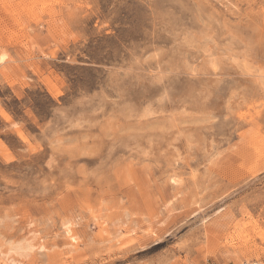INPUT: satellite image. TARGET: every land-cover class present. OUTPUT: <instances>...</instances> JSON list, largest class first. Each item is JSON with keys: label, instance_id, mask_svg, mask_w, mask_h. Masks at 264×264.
Returning <instances> with one entry per match:
<instances>
[{"label": "rangeland", "instance_id": "374dc122", "mask_svg": "<svg viewBox=\"0 0 264 264\" xmlns=\"http://www.w3.org/2000/svg\"><path fill=\"white\" fill-rule=\"evenodd\" d=\"M254 261L264 0H0V264Z\"/></svg>", "mask_w": 264, "mask_h": 264}, {"label": "bare ground", "instance_id": "6f19581e", "mask_svg": "<svg viewBox=\"0 0 264 264\" xmlns=\"http://www.w3.org/2000/svg\"><path fill=\"white\" fill-rule=\"evenodd\" d=\"M254 181V180H253ZM255 182V181H254ZM250 183H252V181L250 182ZM249 182L248 183H246V184H250ZM244 186V185H243ZM242 187V186H241ZM238 189V188H237ZM243 189H244V187H243ZM241 190V189H240ZM238 191V190H237ZM235 193V191L234 192H231L229 195L231 196L232 194H234ZM229 195H228V197H229ZM222 199H224V198H222ZM24 247H21L20 249H23Z\"/></svg>", "mask_w": 264, "mask_h": 264}, {"label": "built area", "instance_id": "2783aa9c", "mask_svg": "<svg viewBox=\"0 0 264 264\" xmlns=\"http://www.w3.org/2000/svg\"><path fill=\"white\" fill-rule=\"evenodd\" d=\"M252 264H264V261H254Z\"/></svg>", "mask_w": 264, "mask_h": 264}]
</instances>
